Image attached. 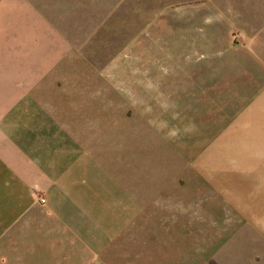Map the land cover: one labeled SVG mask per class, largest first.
<instances>
[{
	"label": "rangeland",
	"instance_id": "rangeland-1",
	"mask_svg": "<svg viewBox=\"0 0 264 264\" xmlns=\"http://www.w3.org/2000/svg\"><path fill=\"white\" fill-rule=\"evenodd\" d=\"M46 148L77 185L64 225L153 226L178 200L167 249L199 264L245 207L255 239L204 264H264V0H0V159Z\"/></svg>",
	"mask_w": 264,
	"mask_h": 264
},
{
	"label": "crops",
	"instance_id": "crops-1",
	"mask_svg": "<svg viewBox=\"0 0 264 264\" xmlns=\"http://www.w3.org/2000/svg\"><path fill=\"white\" fill-rule=\"evenodd\" d=\"M40 156L37 163L0 159V264H184L180 254H176L180 260L174 261L167 249L176 245L180 233L187 232L180 218L189 216V212L171 207L178 200L168 202L170 210L155 217L153 226L142 224V212L128 218L120 216L118 221H111V217L107 227L64 225L63 219L70 222L68 217L80 202L77 185L69 182L72 171L62 172L67 162L62 150L60 157L47 148ZM35 181L45 185L50 194L48 202H56V209L48 210L47 201L39 203L37 195L33 197L30 186ZM246 209L237 207L232 216L233 227L207 232L214 243L201 263L211 259L215 249L226 256L223 250L230 237L234 236V246L239 250L240 240L245 244L250 237L255 239L257 219L254 212L251 215ZM244 222L249 224L247 229L241 226ZM250 234L249 238L244 237ZM236 261L234 257L232 264Z\"/></svg>",
	"mask_w": 264,
	"mask_h": 264
},
{
	"label": "built area",
	"instance_id": "built-area-1",
	"mask_svg": "<svg viewBox=\"0 0 264 264\" xmlns=\"http://www.w3.org/2000/svg\"><path fill=\"white\" fill-rule=\"evenodd\" d=\"M37 201H38L39 203H45L46 199H45L44 196H42V195H38V194H37Z\"/></svg>",
	"mask_w": 264,
	"mask_h": 264
}]
</instances>
